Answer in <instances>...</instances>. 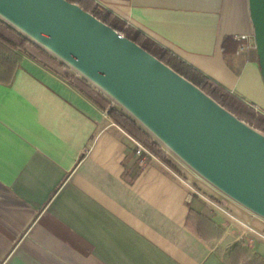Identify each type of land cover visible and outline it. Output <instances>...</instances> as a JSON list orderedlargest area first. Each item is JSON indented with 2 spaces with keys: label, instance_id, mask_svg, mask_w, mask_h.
Masks as SVG:
<instances>
[{
  "label": "crops",
  "instance_id": "crops-1",
  "mask_svg": "<svg viewBox=\"0 0 264 264\" xmlns=\"http://www.w3.org/2000/svg\"><path fill=\"white\" fill-rule=\"evenodd\" d=\"M94 1L264 114L249 0ZM135 140L25 55L0 83V264H230L224 254L242 239L264 257L263 218L254 229L164 161L142 164ZM232 219L252 232L236 236Z\"/></svg>",
  "mask_w": 264,
  "mask_h": 264
},
{
  "label": "water",
  "instance_id": "water-1",
  "mask_svg": "<svg viewBox=\"0 0 264 264\" xmlns=\"http://www.w3.org/2000/svg\"><path fill=\"white\" fill-rule=\"evenodd\" d=\"M264 75V0H249ZM0 19L105 94L208 184L264 219V131L69 0H0Z\"/></svg>",
  "mask_w": 264,
  "mask_h": 264
},
{
  "label": "trees",
  "instance_id": "trees-1",
  "mask_svg": "<svg viewBox=\"0 0 264 264\" xmlns=\"http://www.w3.org/2000/svg\"><path fill=\"white\" fill-rule=\"evenodd\" d=\"M69 1L79 4L85 10L93 13L105 23L111 25L125 36L134 40L150 53L154 54L172 66L176 71L200 86L205 92L224 107L235 113L239 118L264 131V114L255 110L224 85L186 62L170 49L154 41L142 31L131 26L110 10L103 8L94 0ZM228 39L231 38L227 37L225 42H227ZM240 44L241 42H239L238 45ZM25 55L50 67L56 73L69 80L100 107L108 109L109 116L117 124L142 143L152 154L167 163L170 167H174L166 158L165 154H163L161 145L122 109L114 107L112 101L105 94L97 90L91 83L81 76L71 73L70 68L65 64L61 63L51 54L0 19V83L10 84L13 81L15 73ZM55 63H58V65ZM188 224L194 231L205 238V234L207 233L206 225L202 223L201 220H193L190 215L188 217ZM214 228L220 230V227L216 224H214ZM229 259L230 264H264L263 256L259 254H250V251L240 243L232 247Z\"/></svg>",
  "mask_w": 264,
  "mask_h": 264
},
{
  "label": "rangeland",
  "instance_id": "rangeland-1",
  "mask_svg": "<svg viewBox=\"0 0 264 264\" xmlns=\"http://www.w3.org/2000/svg\"><path fill=\"white\" fill-rule=\"evenodd\" d=\"M55 64L58 65V63H55ZM70 72L73 74H77L72 69H70ZM112 105L116 108L121 109L120 107L115 106L113 103H112ZM160 145H161V150H162L163 154H165L166 158L174 166L173 168L176 169L178 171V173L181 174V176L185 177L188 180L190 179L191 181H194V182H197L198 184H201L206 190L209 191L208 194L213 193L216 196V200L219 203H226V204H223L224 207H227L230 211H232V213L236 216V218L238 217V220L240 219L241 221L245 222L247 225H249V226L251 225V227L254 229L260 228L261 226H263V224H262L263 221L259 222L258 220H260V219L256 215H253V213H250V211L243 208L242 206H240L239 204H237L236 202H234L233 200L228 198L226 195H224L223 193H221L220 191L215 189L213 186L208 184L204 179H202L192 169H190L185 163H183L178 157H176L172 152H170L165 146H163L162 144H160ZM148 161H155V162L159 163V161H162V160H160L157 156L154 155L152 157L150 156ZM165 165L169 166L167 163ZM244 214L250 216L251 221L257 220L258 222L248 224L246 222ZM232 221L234 222L232 229L235 232L234 234L236 236H246V233H245L246 231L252 232L248 228V226L241 224L239 221H235L234 219H232ZM216 234H219V232H217ZM238 243L243 244V246L250 251V254L253 253L251 250V245L249 244V241H247L246 239H242L241 241H238ZM232 246H235V245H232ZM232 246L230 247V250L232 249ZM229 254L230 253H225L224 255L226 256V259L230 261Z\"/></svg>",
  "mask_w": 264,
  "mask_h": 264
},
{
  "label": "built area",
  "instance_id": "built-area-1",
  "mask_svg": "<svg viewBox=\"0 0 264 264\" xmlns=\"http://www.w3.org/2000/svg\"><path fill=\"white\" fill-rule=\"evenodd\" d=\"M240 40H243L244 42L240 44L239 49L240 50H245L250 46V36L248 34H241L238 36ZM137 149L136 152L139 155L141 159L142 164H146L148 162L149 157L154 156L142 143H140L138 140H135Z\"/></svg>",
  "mask_w": 264,
  "mask_h": 264
}]
</instances>
